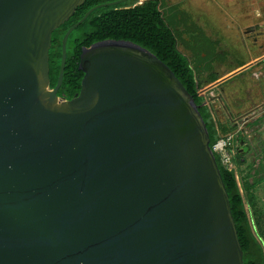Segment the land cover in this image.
<instances>
[{
    "label": "water",
    "instance_id": "obj_1",
    "mask_svg": "<svg viewBox=\"0 0 264 264\" xmlns=\"http://www.w3.org/2000/svg\"><path fill=\"white\" fill-rule=\"evenodd\" d=\"M123 1L67 30L51 87L53 32L85 0H0V264H245L206 122L163 60L98 41L58 94L70 33Z\"/></svg>",
    "mask_w": 264,
    "mask_h": 264
},
{
    "label": "trees",
    "instance_id": "obj_2",
    "mask_svg": "<svg viewBox=\"0 0 264 264\" xmlns=\"http://www.w3.org/2000/svg\"><path fill=\"white\" fill-rule=\"evenodd\" d=\"M111 1L115 0H85L67 21L54 30L50 48L51 87L56 86L58 81L62 60V40L67 30L92 7ZM171 18V23L178 22L175 15ZM109 39L137 43L156 54L175 72L194 96L206 122L212 148L223 137L222 134L235 127L234 124L229 126L215 119L211 106H208L205 98L198 94L197 76L192 62L182 50L177 34L165 16L162 0L142 2L127 0L92 11L69 35L64 78L58 92L60 97L70 99L81 89L84 72L79 64L83 47ZM214 154L228 190L232 213L244 251V262L264 264V246L261 241L264 239L262 221L264 208L259 206L257 198V191L264 186V149L255 154L253 160L248 154L237 153L232 158L235 163L233 168L223 162L219 152L214 151ZM254 226L258 228L257 231H254Z\"/></svg>",
    "mask_w": 264,
    "mask_h": 264
},
{
    "label": "flooded vegetation",
    "instance_id": "obj_3",
    "mask_svg": "<svg viewBox=\"0 0 264 264\" xmlns=\"http://www.w3.org/2000/svg\"><path fill=\"white\" fill-rule=\"evenodd\" d=\"M189 2L193 10L190 13L182 8L180 4L168 5L162 1L165 16L171 21L172 15H175L178 20V22L172 23V26L176 30L182 50L193 60L192 66L197 76L198 94L205 98V103L208 106H211L215 119L225 122L229 126L230 124L235 125L227 133L222 134V138L227 139V148L232 158L237 153H245L250 156V154L254 153L255 139L257 137L258 140L261 138L264 134V129L262 132L257 129L253 134L252 125L250 126L249 121L264 123V107L262 109L256 105L251 107L254 110L253 112L260 109L258 110L260 111L258 116L255 117V115L249 114L247 111L243 112L245 107L238 106V97L244 93L246 96H243V98L246 102L249 99L253 101L254 95L260 93V90L254 93L255 89L257 87L264 89V75H261L255 81L245 74L247 70L264 61V51L260 54L259 49L251 46V41L248 42L247 39L260 38V40H264V34H262L264 31L254 35L244 34L238 25L233 23L223 24L227 20V15L225 13V16L221 17V12L218 11L219 9L214 8L211 0H190ZM201 2H206V5H201ZM189 5L187 4L188 7ZM173 7L175 8L172 10ZM261 9L260 15L263 14ZM246 10H248L247 6ZM241 20L243 19L241 18ZM199 38L203 39L199 40ZM235 40L240 41V43L232 46ZM241 47H244V49ZM240 48L241 50L239 51ZM261 48L264 50V44ZM254 54L257 56L246 62ZM247 63L250 65L242 71V78L239 81H237L238 79L235 80V84L238 85H234L233 88L239 86V90H235L236 95L230 96L229 93H225V95L222 93L221 95L220 93L218 100H214L211 88L221 85L223 82H229V76ZM204 78L207 79V82L203 81ZM221 90H225L223 86ZM240 99L244 100L242 97ZM261 106H264V103ZM253 112L251 111L250 113ZM241 142L243 143L241 144ZM262 150L259 147L258 152ZM233 165H235L234 162Z\"/></svg>",
    "mask_w": 264,
    "mask_h": 264
},
{
    "label": "rangeland",
    "instance_id": "obj_4",
    "mask_svg": "<svg viewBox=\"0 0 264 264\" xmlns=\"http://www.w3.org/2000/svg\"><path fill=\"white\" fill-rule=\"evenodd\" d=\"M142 1L143 0H139V2H142ZM188 1H190V0H164V2L166 4H168V5H172V4H176V3L180 4L182 8L186 9V11L190 13V12H193V10H192V8L189 5L190 2L188 3ZM211 1H212L211 3L214 6V8L215 9H219L218 11L221 12V17H224L225 13H226L227 20L223 24H225V23H227V24L233 23L235 25H238V27L241 28V30L243 31L244 34H252L253 33V31H249L248 33L246 31L244 32V28L241 25V20H240V18L237 15V11H238L239 14H240V11H239L238 7L236 6V3H235L236 0H232V1L234 2L235 6H236L237 11L236 10L234 11L235 8L233 9L231 7V3L232 2L229 1V0H211ZM242 2H244V4H245V5L243 4L245 6V9H246V6L248 7V10L243 9V11L241 13L242 14V19H243L242 22L244 24H246L245 26L249 30V24H251V20H252V18L254 16L253 14H255L256 8H260L261 7L263 9V14H264V0H243ZM187 4L189 5V7L187 6ZM201 5H206V2H201ZM260 19H264V17L263 16L258 17L257 20L255 19V21H260ZM247 40H248V42H250L249 39H247ZM234 42L235 43H233L232 46H235L237 43L238 44L240 43V41H236V40ZM258 43H263V41L259 40ZM241 48L244 49V47H241ZM241 48L239 49V51L241 50ZM256 56L254 54L253 57L251 59L247 60V61H251ZM248 64L249 63H247L246 65H248ZM263 73H264V66L259 64V65H255L251 69L247 70L245 74H247V76L250 77L252 80L256 81L257 79L260 78L261 75H264ZM233 83H234L233 81H229V82L225 83V85L223 86L225 91H226V93H229L230 96L233 95V94H234V96L236 95V93H235L236 91L233 88ZM260 89H261L260 87H257V89H255L254 93L257 90H260ZM237 96H238V94H237ZM243 96L245 97L246 95L243 93V95H240L238 97V100L240 99V97L243 98ZM255 96H257V95L255 94ZM248 101H251V100H248ZM253 105H255V102L252 103V105H250V107H252ZM257 198H258L259 206H262L264 208V186H261L259 191H257ZM247 208H249V206ZM262 215H263V220L262 221H263V224H264V211H263ZM253 228H254V231H257V229H258L256 226H254Z\"/></svg>",
    "mask_w": 264,
    "mask_h": 264
},
{
    "label": "crops",
    "instance_id": "obj_5",
    "mask_svg": "<svg viewBox=\"0 0 264 264\" xmlns=\"http://www.w3.org/2000/svg\"><path fill=\"white\" fill-rule=\"evenodd\" d=\"M236 6L238 7V9H239V11H240V17L242 18V11H243V9H245V8H243V6L245 5L244 4V2H242V0H236ZM244 4V5H243ZM260 9H261V7L260 8H256V10H255V14H253L254 16H253V18H252V21L254 20V23L256 24V23H260L258 26H260V27H264V19H260V21H255V19L257 20L258 19V17H261V16H263L264 17V14H262V15H260L259 13H260ZM246 10V9H245ZM263 9H261V12L263 13V11H262ZM249 20V19H248ZM247 20V21H248ZM249 26H250V24H249ZM248 62V61H247ZM246 63V62H245ZM260 64H264V61H262ZM250 64H248V65H244L243 67H241V68H239V69H237L235 72H233L230 76H229V81H233L234 83H233V86L234 85H238V84H235V80H237V81H239L241 78H242V75H243V73H242V71L244 70V69H246L248 66H249ZM241 72V73H240ZM242 74V75H241ZM239 76V77H238ZM231 78V79H230ZM227 80V81H228ZM204 82H207V79H205L204 78V80H203ZM225 83L226 82H223V83H221V85H216V87H213V88H211V91H212V96H213V98H214V100H218V96L220 95V93H221V95H222V93H223V95H225V93H226V91L225 90H221V87L222 86H224L225 85ZM217 84V83H216ZM234 90H239V86H237V87H235L234 88ZM220 97V96H219ZM242 99H244V98H242ZM254 100L253 101H248L247 100V102L245 101V99L244 100H238L239 102H238V106H242V107H245L244 108V111L243 112H245V111H247L249 114H253V115H255V117H257L258 116V114H259V112L260 111H258V110H260V109H262L264 106H261L263 103H264V89H260V93L259 94H257V96H255L254 95V98H253ZM250 100V99H249ZM260 101V102H259ZM255 102V105L256 106H258V107H260V109H257V111L256 112H253L254 110L250 107V105H252V103H254ZM255 106V107H256ZM257 108V107H256ZM249 109V110H248ZM253 112V113H250V112ZM250 122V126L252 125V127H251V130H252V132H253V134L255 133V130H257L258 129V131L260 130V132H262V130L264 129V123L263 122H259V123H257V121H253V120H250L249 121ZM258 138V137H257ZM255 139V141H254V144H255V149H254V153L253 154H250V157L252 158V160H253V158H255L254 157V155L255 154H257V152H258V150H259V147L261 148V150L262 149H264V134L261 136V138L258 140V139Z\"/></svg>",
    "mask_w": 264,
    "mask_h": 264
},
{
    "label": "built area",
    "instance_id": "obj_6",
    "mask_svg": "<svg viewBox=\"0 0 264 264\" xmlns=\"http://www.w3.org/2000/svg\"><path fill=\"white\" fill-rule=\"evenodd\" d=\"M214 151L219 152L222 155L223 162L227 164L229 167L233 168L235 167L233 165V160H232V155L228 151L227 148V139L226 138H221L213 147ZM264 246V244H263Z\"/></svg>",
    "mask_w": 264,
    "mask_h": 264
}]
</instances>
